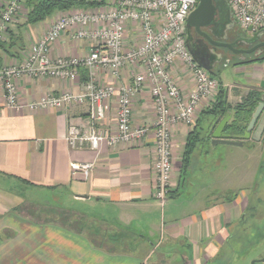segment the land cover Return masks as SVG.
<instances>
[{
    "label": "crops",
    "instance_id": "0c3cea01",
    "mask_svg": "<svg viewBox=\"0 0 264 264\" xmlns=\"http://www.w3.org/2000/svg\"><path fill=\"white\" fill-rule=\"evenodd\" d=\"M96 1L100 4L75 8L72 12L103 9L116 3V0ZM61 14L55 12L41 22L21 27L15 23L23 15H17L0 41V67L22 61L29 45ZM72 31L63 33L52 44L51 57H82L90 51V41L73 39ZM134 31L131 25L126 26L125 47L140 41ZM134 66H124L118 78L100 69L96 73L97 83L131 82ZM231 66L239 76L227 87L214 75L216 66L209 72L220 82L230 105L240 102L251 89L264 93V58ZM170 74L186 95L192 87L191 76L177 63ZM86 76L84 68H79L73 79L22 75L16 79L19 102L25 105L50 94L78 92ZM116 93L110 99L103 127L114 128ZM131 102L132 125L151 127L154 112L149 87L145 85ZM211 102H203L197 108L199 117ZM88 111L87 102L64 108L10 109L4 104L0 86V196L5 190L3 185H21L51 196L48 199L61 205L55 207L85 218L81 229H72L61 223L37 221L33 213L21 208L30 203L19 200L15 204L0 199V264H176L178 261L209 264L231 239L243 219L248 199L243 192L228 196L219 187L207 194L191 191L185 203L181 200L190 165L189 162L182 172L181 156L187 134L194 125L179 123L172 128L170 193L161 204L154 197L152 131L138 142L114 146L104 143L96 150L70 148L66 142L68 127L73 124L87 130ZM208 125L209 122L205 129ZM263 137L264 130L259 141L250 138L242 145L215 143L245 150L257 169L262 162ZM210 139L211 136L206 140ZM72 161L94 162L91 175L84 178L71 174ZM251 177L254 179L255 174ZM50 200L45 204L52 205ZM34 205L43 204L35 202L33 208ZM164 238L170 245L162 249L164 253L158 252Z\"/></svg>",
    "mask_w": 264,
    "mask_h": 264
},
{
    "label": "built area",
    "instance_id": "2783aa9c",
    "mask_svg": "<svg viewBox=\"0 0 264 264\" xmlns=\"http://www.w3.org/2000/svg\"><path fill=\"white\" fill-rule=\"evenodd\" d=\"M241 30L253 33L264 29V0H225ZM197 0H116L113 6L97 10H78L63 14L34 42L23 60L0 67V86L4 104L10 109L30 110L64 108L87 102L89 127L82 130L70 124L66 142L70 148L98 149L102 144L138 142L151 130L154 142V197L162 204L170 193L172 177V128L177 124L192 126L195 111L213 100L219 81L198 65L184 45L183 32L188 14ZM18 0H0V41L19 13ZM134 27L140 41L125 47L126 26ZM73 39H87L90 51L82 57H51L52 44L65 32ZM179 64L191 76L192 87L185 95L170 69ZM134 64L128 83L99 85L96 73L106 69L114 78L121 69ZM86 69V79L78 92L65 91L42 96L25 105L19 102L16 79L22 75L73 79L78 69ZM145 85L149 87L154 120L149 126L132 125V97ZM117 92V93H116ZM116 93L114 128L103 127ZM92 161L70 162L71 174L91 175Z\"/></svg>",
    "mask_w": 264,
    "mask_h": 264
},
{
    "label": "rangeland",
    "instance_id": "374dc122",
    "mask_svg": "<svg viewBox=\"0 0 264 264\" xmlns=\"http://www.w3.org/2000/svg\"><path fill=\"white\" fill-rule=\"evenodd\" d=\"M69 12L72 10L64 11L61 15ZM20 14L23 15L22 7L18 15ZM23 20L24 17H21L15 25L20 24ZM242 34L246 37L250 36L244 30H242ZM228 35L229 38H232V33L229 32ZM231 55L229 51L225 50L224 59L216 64L214 71V75L225 87L237 81L239 76L231 66L238 60V57L234 56L229 62V59H225ZM198 109L195 111L193 125L197 123V118L200 116ZM209 120L210 117L204 115L201 120H198V123L202 129H205ZM261 159L260 167L254 169L252 160L245 150L217 144L212 139H204L199 142L191 155L189 169L185 174L186 184L182 188L184 193L181 194V200L184 203L189 199L191 191L199 190L201 194H207L219 187L226 191L228 196L243 192V195L248 199V207L243 213V219L238 222L236 229L231 234V239L223 247L221 253L209 264H264V151ZM251 174H255L254 179ZM2 188L5 190L2 191L1 200L15 204L20 203L19 200L23 201L22 203H30V206L26 204L21 208L25 211L29 210L30 214L33 213L37 221L55 222L63 225L68 222L66 218H61L58 214L42 213L41 209L35 205L33 208L32 204L35 202L45 205L46 200H50L48 198L51 196L46 197L31 188L15 184L3 185ZM50 202L53 206L57 204L61 206L59 201L50 200ZM169 245L170 243L164 238L158 252L164 253L162 249ZM176 264L181 263L178 261Z\"/></svg>",
    "mask_w": 264,
    "mask_h": 264
},
{
    "label": "trees",
    "instance_id": "16d2710c",
    "mask_svg": "<svg viewBox=\"0 0 264 264\" xmlns=\"http://www.w3.org/2000/svg\"><path fill=\"white\" fill-rule=\"evenodd\" d=\"M22 3L24 20L18 24V27L35 24L49 18L55 12H64L75 8H87L100 4L96 0H18ZM264 56L258 58L237 60L232 65L246 63L253 60L263 59ZM261 93L251 89L241 99L240 102L235 105H230L227 102L225 90L220 86L212 100L211 104L205 109L204 115L210 117L209 125L206 129H202L198 123V120L202 117H198L197 123L188 132L185 144L183 147V153L181 156V171L184 172L190 162L191 154L194 149L204 139H209L213 128L219 122V120L230 111L232 116L225 126V131L229 133L241 134L245 130L247 123L250 119L251 113L256 107ZM264 137L262 138V140ZM40 211L47 214H58L61 218L64 217L68 221L65 226L72 229H81L85 218L61 207H55L52 205H36ZM248 207V205H247ZM78 227V228H77Z\"/></svg>",
    "mask_w": 264,
    "mask_h": 264
},
{
    "label": "water",
    "instance_id": "95a60500",
    "mask_svg": "<svg viewBox=\"0 0 264 264\" xmlns=\"http://www.w3.org/2000/svg\"><path fill=\"white\" fill-rule=\"evenodd\" d=\"M217 9L227 10L229 15H231L229 5L226 3L225 0H198L195 8L188 14L186 18V22H185L186 28L189 29L191 26H195L197 29H199L200 27L213 25V27H210V30L213 32L215 25L214 16ZM232 24L226 25L224 31L229 29L232 26ZM259 31H255L251 35V37L246 39L248 41H255L257 39V34ZM207 37L210 43L213 44L214 46H224L232 49V45L234 44V43L213 41L210 39L208 35ZM223 38H225V36L218 37V39H223ZM259 45H264V42L257 44L255 47L249 50H242V49H232V50L234 53L251 52L254 48H256ZM187 50L193 57L194 61L208 72H211L215 64L221 61V58L215 59L214 61L211 62V65L208 66L201 59V56L204 53L200 51L196 53L194 49H192L189 46L187 47ZM231 116L232 113L230 111L226 112L225 115L219 120V122L213 128V131L211 133L213 142L219 141L222 143H229L233 145H242V143L245 140L250 138L254 141H259L262 132L264 130V93L260 95L259 101L256 107L254 108L253 112L251 113L250 119L243 133L237 134V133H229L225 131V126L230 120Z\"/></svg>",
    "mask_w": 264,
    "mask_h": 264
},
{
    "label": "flooded vegetation",
    "instance_id": "af4514ba",
    "mask_svg": "<svg viewBox=\"0 0 264 264\" xmlns=\"http://www.w3.org/2000/svg\"><path fill=\"white\" fill-rule=\"evenodd\" d=\"M214 23L215 25L213 32L210 30V27H213V25L200 27L199 29H197L195 26H191L189 29H187L186 23L184 26L183 40L185 47H191L196 53H198L199 51L204 53L202 54L201 59L206 65H211V62L218 58H221L222 61L224 59L223 54L225 50L229 51L232 54L231 57L225 58L229 59L228 62L233 59L234 56L238 57L239 60H246L258 58L259 56H262L264 54V45L257 46L251 52L234 53L232 50H249L255 47L257 44L264 42V29H260V31L258 30L259 32L255 41H248L246 38L251 37L254 32H248L250 34L249 37L244 36L242 34V30L237 27V24L233 19L232 13L231 15H229L227 10L223 9L216 10L214 16ZM229 24H232V26L226 31H224L225 26ZM229 32L232 33V38H229ZM207 35L213 41L234 43L232 45V49L224 46H214L210 43ZM219 36H225V38L218 39Z\"/></svg>",
    "mask_w": 264,
    "mask_h": 264
}]
</instances>
